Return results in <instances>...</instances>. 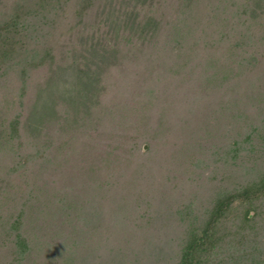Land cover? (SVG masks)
Returning a JSON list of instances; mask_svg holds the SVG:
<instances>
[{
    "label": "trees",
    "instance_id": "16d2710c",
    "mask_svg": "<svg viewBox=\"0 0 264 264\" xmlns=\"http://www.w3.org/2000/svg\"><path fill=\"white\" fill-rule=\"evenodd\" d=\"M0 264H264V0H0Z\"/></svg>",
    "mask_w": 264,
    "mask_h": 264
},
{
    "label": "rangeland",
    "instance_id": "374dc122",
    "mask_svg": "<svg viewBox=\"0 0 264 264\" xmlns=\"http://www.w3.org/2000/svg\"><path fill=\"white\" fill-rule=\"evenodd\" d=\"M231 119H227V117L225 118V120H223L222 122H221V131H228L232 126H233V123H231V125H230V121ZM208 141V140H207ZM207 145H209L207 142H205ZM192 146L194 147V148H196V150H198V146H196L194 143L192 144ZM205 152V155L206 154H209L210 152L207 150V152L206 151H204ZM206 159V158H205ZM148 192H149V195L150 196H152V197H156V195H155V192L153 191V190H151V189H148ZM163 200V197H160V196H158V197H156V202L157 203H160L161 201Z\"/></svg>",
    "mask_w": 264,
    "mask_h": 264
}]
</instances>
